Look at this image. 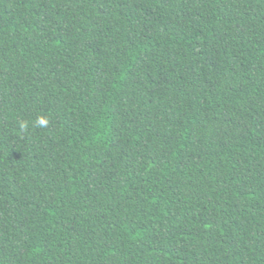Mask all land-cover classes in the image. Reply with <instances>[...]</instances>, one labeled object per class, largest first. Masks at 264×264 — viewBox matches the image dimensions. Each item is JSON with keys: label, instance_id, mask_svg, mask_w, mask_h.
<instances>
[{"label": "trees", "instance_id": "1", "mask_svg": "<svg viewBox=\"0 0 264 264\" xmlns=\"http://www.w3.org/2000/svg\"><path fill=\"white\" fill-rule=\"evenodd\" d=\"M0 264H264V0H0Z\"/></svg>", "mask_w": 264, "mask_h": 264}]
</instances>
